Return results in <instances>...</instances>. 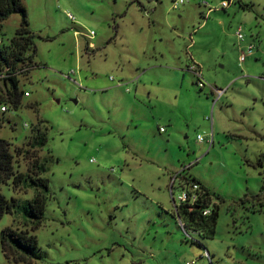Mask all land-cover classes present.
Listing matches in <instances>:
<instances>
[{
	"label": "rangeland",
	"instance_id": "374dc122",
	"mask_svg": "<svg viewBox=\"0 0 264 264\" xmlns=\"http://www.w3.org/2000/svg\"><path fill=\"white\" fill-rule=\"evenodd\" d=\"M22 1L37 65L17 73L24 92L0 112V138L17 172L45 163L49 189L36 229L5 212L0 232L36 235L30 264H264V0ZM20 20L2 21V44ZM37 127L48 141L31 147ZM184 176L218 196L214 236L188 231L199 243L175 210ZM16 255L0 245V264H26Z\"/></svg>",
	"mask_w": 264,
	"mask_h": 264
},
{
	"label": "trees",
	"instance_id": "16d2710c",
	"mask_svg": "<svg viewBox=\"0 0 264 264\" xmlns=\"http://www.w3.org/2000/svg\"><path fill=\"white\" fill-rule=\"evenodd\" d=\"M246 7H248L247 4L242 5V8ZM14 12H18L21 16L19 27L15 29L8 44L0 42V71L5 72L2 80L4 84H7L3 92L4 96L2 93L0 94V104L7 103L9 107L16 110L24 92L19 88L17 73L24 70L29 71L37 64L33 61L36 53L34 35L29 29L27 7L22 0H0V29L2 21ZM47 141L46 132L37 127L30 145L31 147H42ZM13 156L10 143L4 138H0V188L2 183L7 184L11 180L14 187L27 183L30 187L35 188L36 193L31 199L20 200L14 197L8 199L0 190V220L5 212H19L30 219L32 227L36 229L44 218L46 194L49 189L48 179L42 175L43 172H46V166L44 162L34 159L30 169L26 172H17L14 169ZM257 164L259 166L264 164V152ZM183 178L186 182L198 183L200 193L193 205L184 202L175 206L177 216L183 223L182 227L186 230L187 236L190 231L203 237L212 238L215 234L219 210L218 206L212 203V196L215 193L194 177L184 176ZM259 192L264 194V179H262ZM203 209L210 210L204 215ZM191 239L198 242L196 239ZM0 245L7 259L11 257V252L18 251V255L13 257L15 262L22 261L30 264L32 260L43 256L36 235L30 234L27 230L5 226L0 232Z\"/></svg>",
	"mask_w": 264,
	"mask_h": 264
},
{
	"label": "built area",
	"instance_id": "2783aa9c",
	"mask_svg": "<svg viewBox=\"0 0 264 264\" xmlns=\"http://www.w3.org/2000/svg\"><path fill=\"white\" fill-rule=\"evenodd\" d=\"M185 0H172L171 2V7L172 8H177L179 7ZM233 0H221L220 2V5L221 7H227L229 5L230 2H232ZM210 10L212 8H209ZM93 34V31H90L89 33L86 34L87 37H91ZM240 38H242V35H241V29L238 28V34H237ZM252 49V46L250 45L248 48H247V51L246 53L240 55V59L241 61H243L245 59V55L246 54H250V51ZM188 68L190 70H192V72L196 75V77L199 79L198 80V84L199 86L202 85V82H201V71H200V68L198 66V64H196L195 62L193 63H190L188 65ZM7 108H9V105L8 104H2L1 107H0V112H5L7 110ZM24 125H27V123H25ZM198 138L200 140H202V137L201 135H198ZM199 193H200V185L196 182H186V187L183 188V192L178 196V199H179V202L177 204H181V203H184V202H188V204H191L193 205V203L197 200L198 196H199ZM175 203V201H174ZM210 209H203V213L204 215L207 214L209 212ZM181 223V226L183 225L182 222ZM208 258L210 259V254L208 253L207 254ZM194 261H191V262H185V264H193ZM212 264V263H211Z\"/></svg>",
	"mask_w": 264,
	"mask_h": 264
},
{
	"label": "crops",
	"instance_id": "0c3cea01",
	"mask_svg": "<svg viewBox=\"0 0 264 264\" xmlns=\"http://www.w3.org/2000/svg\"><path fill=\"white\" fill-rule=\"evenodd\" d=\"M196 63V62H195ZM198 66H199V64H198Z\"/></svg>",
	"mask_w": 264,
	"mask_h": 264
}]
</instances>
